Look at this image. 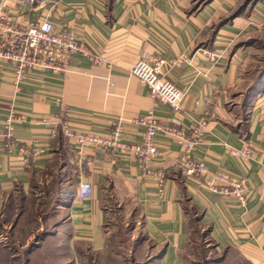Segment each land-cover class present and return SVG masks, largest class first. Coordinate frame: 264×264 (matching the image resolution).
<instances>
[{
  "label": "crops",
  "instance_id": "crops-1",
  "mask_svg": "<svg viewBox=\"0 0 264 264\" xmlns=\"http://www.w3.org/2000/svg\"><path fill=\"white\" fill-rule=\"evenodd\" d=\"M0 12L14 22L48 19L105 59L95 63L75 54L65 72L32 70L19 87L14 65L0 60V132L11 111L21 116L12 152L0 136L1 190L27 193L58 159L61 172H67L64 182L73 190L63 198L67 220L62 225L72 251H105L111 213L107 203L112 201L140 216L143 234L157 253L151 264H185L193 221L218 251L236 256L234 264H264V83L247 95L254 83L250 67L264 0H0ZM205 52L221 58L213 62ZM145 54L164 59V77L184 92L179 113L153 99L131 75ZM171 61L181 62L173 66ZM60 102L76 129L107 134L116 119H123L128 143L142 141L144 128L136 120L150 111L161 123L187 134L206 120L191 156L212 172L244 177L247 205L185 178L179 167L183 149L162 132L157 135L161 155L154 165L167 173L162 193L129 153L114 158L87 148L84 155L93 165L81 172V158L58 125L53 134ZM245 142L253 154L242 161L227 146L240 148ZM82 182L94 189L86 200L77 195ZM2 248L8 252L6 245Z\"/></svg>",
  "mask_w": 264,
  "mask_h": 264
},
{
  "label": "built area",
  "instance_id": "built-area-1",
  "mask_svg": "<svg viewBox=\"0 0 264 264\" xmlns=\"http://www.w3.org/2000/svg\"><path fill=\"white\" fill-rule=\"evenodd\" d=\"M258 28H264V19L257 23ZM206 53V52H205ZM80 54L95 63L105 62L97 51L77 41L76 35L67 29H57L52 21L21 22L12 21L5 13L0 12V60L14 65V83L19 87L32 70L52 71L54 74L67 70L71 58ZM211 61L216 62L221 55L206 53ZM181 61H171L170 65H178ZM165 60L150 54L143 55L132 66L130 73L147 87L150 96L159 103L169 106L176 114L181 110L184 92L166 79L162 73ZM211 106L210 102L206 103ZM61 114L56 123L53 134H57V125L66 140L73 146L75 153L81 158L79 168L93 165L91 158L85 157L84 150L110 152L116 158L119 154L129 153L135 156L141 171L156 182L159 192L162 193L166 181V171L154 167L161 153L158 149V133H167L175 138L176 143L183 149L179 159V167L185 178L203 186L209 193L221 197H232L245 207L248 201L247 183L244 177H233L225 173L212 172L203 161L192 158V151L198 147L203 131L207 125L201 120L187 134L176 125H165L150 111L136 122L144 128L140 143H128L124 137V121L116 119L110 133L102 134L90 130L73 128L67 121L68 108L60 102ZM21 120L14 111L6 118L4 131L0 136L6 141V148L12 152L16 146L14 139L15 124ZM230 154L242 161L251 158L253 151L249 143L245 142L238 147L227 146ZM93 186L89 182L79 185L77 195L86 200L93 195Z\"/></svg>",
  "mask_w": 264,
  "mask_h": 264
},
{
  "label": "rangeland",
  "instance_id": "rangeland-1",
  "mask_svg": "<svg viewBox=\"0 0 264 264\" xmlns=\"http://www.w3.org/2000/svg\"><path fill=\"white\" fill-rule=\"evenodd\" d=\"M256 29L259 43L250 67L254 83L264 71V28ZM60 164L62 161L57 159L49 170L35 178L27 193L0 189V248L8 247L6 253L0 250V264L153 263L157 253L143 234L140 216H131V208L125 210L112 201L107 203L111 213L105 251L94 253L85 248L78 253L67 246V235L62 230L67 220V203L63 198L73 190L70 182H64L67 172H61ZM194 215L191 212V221ZM235 260V255L218 251L196 222L190 223L185 264H234Z\"/></svg>",
  "mask_w": 264,
  "mask_h": 264
},
{
  "label": "trees",
  "instance_id": "trees-1",
  "mask_svg": "<svg viewBox=\"0 0 264 264\" xmlns=\"http://www.w3.org/2000/svg\"><path fill=\"white\" fill-rule=\"evenodd\" d=\"M237 14H240V12H238ZM264 73V71L262 72V74ZM264 75H261L260 77H257V79L255 80V83L252 85L251 89L248 91V96L250 94H252L254 91H256L257 87L259 86V84H263L264 83ZM61 165V164H60ZM59 165V166H60Z\"/></svg>",
  "mask_w": 264,
  "mask_h": 264
}]
</instances>
